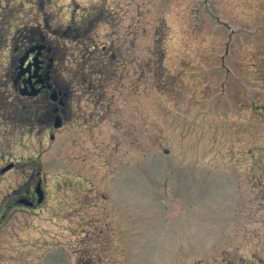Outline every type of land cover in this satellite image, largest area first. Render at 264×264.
Listing matches in <instances>:
<instances>
[{
	"label": "rangeland",
	"instance_id": "374dc122",
	"mask_svg": "<svg viewBox=\"0 0 264 264\" xmlns=\"http://www.w3.org/2000/svg\"><path fill=\"white\" fill-rule=\"evenodd\" d=\"M80 263L264 264V0H0V264Z\"/></svg>",
	"mask_w": 264,
	"mask_h": 264
},
{
	"label": "flooded vegetation",
	"instance_id": "af4514ba",
	"mask_svg": "<svg viewBox=\"0 0 264 264\" xmlns=\"http://www.w3.org/2000/svg\"><path fill=\"white\" fill-rule=\"evenodd\" d=\"M42 43L45 44L44 48H41L40 50L34 49L36 45ZM53 50L54 48L48 45L44 39L38 43L28 45V47L25 48L23 52L19 53L18 63L14 67L12 74L13 84L18 91H20V88H25L24 92L26 94L28 93V90L31 89H34L36 92L35 95H25L24 98L27 100L41 99L44 102L41 110L45 115L49 116L47 121L48 124H51L52 122L54 123L55 117L57 115H61L63 111L67 110V101L65 99L69 94V87L67 85H65L61 80H53L54 78L52 70L57 63V60H55L56 58L50 55ZM27 51L30 53L25 66H28L29 72L20 75L18 70L19 58ZM46 51L49 53V55L45 54ZM34 60L36 62L35 65L33 64ZM27 79L29 82L26 81ZM58 93L59 96L56 95ZM52 94L56 96L55 100L52 99ZM33 194L36 195L32 188L23 194V196H27L33 201V205L29 207L31 209L35 208L38 204L37 196L34 198Z\"/></svg>",
	"mask_w": 264,
	"mask_h": 264
},
{
	"label": "water",
	"instance_id": "95a60500",
	"mask_svg": "<svg viewBox=\"0 0 264 264\" xmlns=\"http://www.w3.org/2000/svg\"><path fill=\"white\" fill-rule=\"evenodd\" d=\"M38 48H40V47H38ZM26 57H27V56L21 58V68H23V63H24ZM23 92H24V91H23V89H22V93H23ZM30 93L33 94V92H30ZM52 97H55V96L52 95ZM61 121H62V119H61L59 116H57V117H56L55 126H56V127L60 126V125H61ZM13 166H14V163H10V164L7 165L6 167H4V168L2 169V171L5 172V171L9 170L10 168H12ZM36 191H37V193H38V195H39L38 202H42V200H43V198H44V192H43V190H42V188H41V183L38 184ZM19 202H20V203L29 204V205H32V204H33V202H32L30 199L26 198V197H23V198L19 199Z\"/></svg>",
	"mask_w": 264,
	"mask_h": 264
},
{
	"label": "trees",
	"instance_id": "16d2710c",
	"mask_svg": "<svg viewBox=\"0 0 264 264\" xmlns=\"http://www.w3.org/2000/svg\"><path fill=\"white\" fill-rule=\"evenodd\" d=\"M81 261H83V260H81ZM81 264V263H80ZM87 264V263H86Z\"/></svg>",
	"mask_w": 264,
	"mask_h": 264
}]
</instances>
